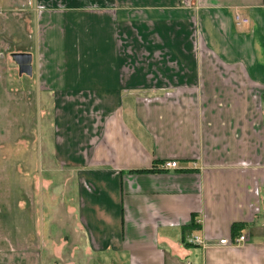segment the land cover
<instances>
[{
    "label": "crops",
    "instance_id": "1",
    "mask_svg": "<svg viewBox=\"0 0 264 264\" xmlns=\"http://www.w3.org/2000/svg\"><path fill=\"white\" fill-rule=\"evenodd\" d=\"M36 3L22 76L79 178L64 260L264 264V0Z\"/></svg>",
    "mask_w": 264,
    "mask_h": 264
},
{
    "label": "rangeland",
    "instance_id": "2",
    "mask_svg": "<svg viewBox=\"0 0 264 264\" xmlns=\"http://www.w3.org/2000/svg\"><path fill=\"white\" fill-rule=\"evenodd\" d=\"M37 16L36 0H0V264H72L63 256L76 249V168L44 131L49 122L40 117L52 114L53 105L39 103L11 55L36 47Z\"/></svg>",
    "mask_w": 264,
    "mask_h": 264
},
{
    "label": "built area",
    "instance_id": "3",
    "mask_svg": "<svg viewBox=\"0 0 264 264\" xmlns=\"http://www.w3.org/2000/svg\"><path fill=\"white\" fill-rule=\"evenodd\" d=\"M235 22L237 26H242L244 24H247L249 22V18L237 13L235 17ZM163 168H175L177 167V162L173 160L165 161L162 164ZM249 240V234L248 233H240L234 236L232 239L228 237L221 238L219 240V244L226 245V246H240L245 244ZM193 241L198 244H204L203 240L199 236H194Z\"/></svg>",
    "mask_w": 264,
    "mask_h": 264
},
{
    "label": "water",
    "instance_id": "4",
    "mask_svg": "<svg viewBox=\"0 0 264 264\" xmlns=\"http://www.w3.org/2000/svg\"><path fill=\"white\" fill-rule=\"evenodd\" d=\"M15 63L18 66L20 75H32V53L24 51H15L11 53Z\"/></svg>",
    "mask_w": 264,
    "mask_h": 264
},
{
    "label": "trees",
    "instance_id": "5",
    "mask_svg": "<svg viewBox=\"0 0 264 264\" xmlns=\"http://www.w3.org/2000/svg\"><path fill=\"white\" fill-rule=\"evenodd\" d=\"M264 98V97H263Z\"/></svg>",
    "mask_w": 264,
    "mask_h": 264
}]
</instances>
